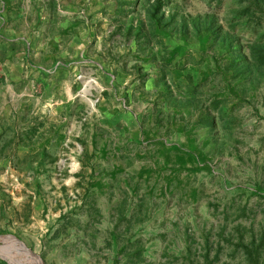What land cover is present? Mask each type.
Returning a JSON list of instances; mask_svg holds the SVG:
<instances>
[{
    "label": "rangeland",
    "instance_id": "1",
    "mask_svg": "<svg viewBox=\"0 0 264 264\" xmlns=\"http://www.w3.org/2000/svg\"><path fill=\"white\" fill-rule=\"evenodd\" d=\"M154 2L0 0L8 264H264V73L206 26L248 50L264 15Z\"/></svg>",
    "mask_w": 264,
    "mask_h": 264
},
{
    "label": "trees",
    "instance_id": "2",
    "mask_svg": "<svg viewBox=\"0 0 264 264\" xmlns=\"http://www.w3.org/2000/svg\"><path fill=\"white\" fill-rule=\"evenodd\" d=\"M167 0H155L153 3V13L151 19L154 20L160 13V11L164 8ZM130 2V1H129ZM251 5H249L246 9H244L245 16L251 18L250 13L255 11L254 13L260 12L264 15V0H250ZM252 10V11H251ZM249 12V13H247ZM252 14V13H251ZM244 16V15H242ZM213 21V20H212ZM210 20H206V26L208 30H210L215 36L216 39L220 38L227 46L228 51L234 56L233 62L238 66L241 71V75L244 77H252L256 74L264 73V40L261 38L256 39L249 46V49L246 50L243 46L239 45L238 42H235V38L228 35V33H223L222 27L215 28L213 26V22ZM195 26H199V24L195 23ZM187 26V25H186ZM131 29H134V25L131 26ZM143 30V27L139 29V33ZM25 137H23L24 139ZM258 191V190H256ZM260 192V191H258ZM262 193V192H261ZM0 264H8V262L0 258Z\"/></svg>",
    "mask_w": 264,
    "mask_h": 264
},
{
    "label": "crops",
    "instance_id": "3",
    "mask_svg": "<svg viewBox=\"0 0 264 264\" xmlns=\"http://www.w3.org/2000/svg\"><path fill=\"white\" fill-rule=\"evenodd\" d=\"M74 44V43H73ZM67 54H69L68 52L66 53L65 51H62V52H60L59 54H58V58H59V60H57L56 58H55V60L53 59L52 60V57H53V55H50V60L52 61V62H54V61H56V67H58V65H61L62 67H65L66 66V56H67ZM47 64H43V65H41L40 67L42 68V69H44L45 68V66H46ZM65 65V66H64ZM60 67V66H59Z\"/></svg>",
    "mask_w": 264,
    "mask_h": 264
},
{
    "label": "water",
    "instance_id": "4",
    "mask_svg": "<svg viewBox=\"0 0 264 264\" xmlns=\"http://www.w3.org/2000/svg\"><path fill=\"white\" fill-rule=\"evenodd\" d=\"M21 242V241H20ZM23 243V242H22ZM23 246L26 247V245L23 243ZM28 248V247H27ZM31 255L37 260V262L39 264H44L43 260L41 259V257L39 255H37L35 252H33L30 248H28ZM2 255V257H5L2 253H0ZM7 258V257H5Z\"/></svg>",
    "mask_w": 264,
    "mask_h": 264
},
{
    "label": "bare ground",
    "instance_id": "5",
    "mask_svg": "<svg viewBox=\"0 0 264 264\" xmlns=\"http://www.w3.org/2000/svg\"><path fill=\"white\" fill-rule=\"evenodd\" d=\"M0 240L2 241V240H5V238H3V237H0ZM23 245V244H22ZM24 247V246H23ZM24 249H25V251H27V252H29L30 253V251H29V249L27 248V247H24Z\"/></svg>",
    "mask_w": 264,
    "mask_h": 264
}]
</instances>
